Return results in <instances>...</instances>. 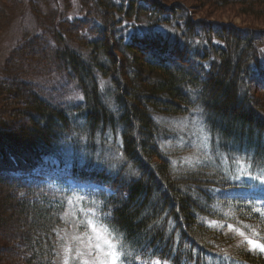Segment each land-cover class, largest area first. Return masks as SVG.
<instances>
[{
  "label": "trees",
  "instance_id": "1",
  "mask_svg": "<svg viewBox=\"0 0 264 264\" xmlns=\"http://www.w3.org/2000/svg\"><path fill=\"white\" fill-rule=\"evenodd\" d=\"M165 1L81 0L78 15L55 17L6 60L0 264H59L75 226L66 218L72 184L91 187L143 260L264 264L263 252L208 221L222 217L218 192L233 181L209 165L176 170L163 145L172 135L164 119L199 107L217 149L264 172V28L194 18V7ZM32 64L70 81L74 98L30 78ZM120 153L139 176L111 167ZM19 219L24 227L12 225Z\"/></svg>",
  "mask_w": 264,
  "mask_h": 264
},
{
  "label": "rangeland",
  "instance_id": "2",
  "mask_svg": "<svg viewBox=\"0 0 264 264\" xmlns=\"http://www.w3.org/2000/svg\"><path fill=\"white\" fill-rule=\"evenodd\" d=\"M210 1L211 0H208V2ZM165 2L172 5L178 3L185 9H192V7H194V9H192V16L194 18H205L206 20L232 23L241 28H264V11L256 12V15H251L250 12L254 11L249 9V5L251 6L252 3H257L259 9L264 10V0H231L229 5L223 7H221L219 3L213 2V7L210 6V9L203 8V5H200L201 3L196 0H166ZM80 11L81 0H0V23L2 24V31L0 33V76L3 75V68L6 60L11 56L12 51L16 49L21 41L35 33L40 31L44 32V30L52 27L55 22V17H73L78 15ZM34 66L35 64H32L24 68L28 71L30 78L37 80V82L42 84L47 90L52 93L55 92L57 96L62 98H74L76 92H72L74 86L70 81L58 74H47L44 70L33 69L32 67ZM2 102H4V100L0 102V105ZM194 115L195 113L192 111L189 114L165 118L163 123L171 130L172 135L163 145L166 151L170 152L172 163L173 161L175 162L173 166L176 170L193 169L203 165H209L214 169L221 170L228 181H233L237 186L236 189L231 190V188L226 187L220 189L218 192L217 208L223 213L222 217L209 218L208 221L209 223L215 221V224L211 223L213 226L225 228V231L237 236L239 243L245 244L249 249H252L247 242H242L244 237L240 236L237 230L243 231L247 237L263 243L261 238L264 237V183L252 179L245 173L250 172L251 176H256L263 171L254 168L252 164L245 159V165L241 167V165L234 163V160L242 158H228L225 154L220 152L214 143V138L206 123L205 117V129L210 132L211 138L206 150L200 148V150L197 151L195 146L200 144V132L199 126L192 123ZM184 120L187 121V127L184 131L173 130L172 125L174 122ZM192 155H196L200 158V162L195 164L194 167L184 162L185 157ZM72 185L75 186L78 192H74L70 197L72 203H68L66 218L74 222L75 226L71 227V229L67 228L64 231V241L62 245L71 244L73 249H75L79 244L72 238L74 236H80L81 233L87 230V226L80 224V221L91 216L90 213H87V209L93 207L91 200L94 199L96 193L93 192L88 185ZM77 195H86L87 199L78 202L76 199ZM81 208L85 210V214L81 213ZM255 208H260V211H254ZM2 216L3 215H1L0 218H2ZM15 218L20 217L14 216V219ZM20 219L13 220L14 224L12 225H19L20 228L24 227ZM229 225L233 227L230 229L228 227ZM253 230H255L258 235H254ZM14 238L18 239V236ZM255 250L262 252L259 249ZM3 251L4 252L0 254V258L7 253L6 248L3 249ZM18 255L19 254H17V256ZM63 255L64 253L61 246L59 264H62ZM72 264H79V262H72Z\"/></svg>",
  "mask_w": 264,
  "mask_h": 264
},
{
  "label": "snow or ice",
  "instance_id": "3",
  "mask_svg": "<svg viewBox=\"0 0 264 264\" xmlns=\"http://www.w3.org/2000/svg\"><path fill=\"white\" fill-rule=\"evenodd\" d=\"M71 19V17H69ZM103 85V82H101ZM73 97H69L72 99ZM75 98L83 99L82 96L77 95ZM195 115L192 118V123L199 126L200 132V144L196 145L197 151L200 148L207 149L208 142L211 138L210 132L206 131L204 125V116L203 109L195 108L192 110ZM173 130L184 131L187 127V121H177L174 122ZM163 145L161 148L163 149ZM113 159L116 163L112 164L111 167L117 169V174L119 171L124 169V165L127 164V169L124 171L125 177H137L139 172L136 171L133 166L127 161L122 153L117 154ZM189 166H195V164L200 162V158L196 155H192L184 158ZM234 163L245 165L244 159L234 160ZM173 164L175 162L173 161ZM249 175L252 179H256L264 183V172L259 173L256 176H251V173H245ZM98 192L99 189H96ZM23 195V194H22ZM77 201H83L87 199L86 195H77ZM68 203L71 204L72 200L69 199ZM93 207L87 209V213H90L91 216L85 220H81L80 224L86 225L87 230L84 233H81L80 236H74L72 239L77 241L79 246L73 249L71 244L62 245L63 249V261L62 264H72V262L78 261L79 264H169L167 259H161L157 256L155 259L143 260L142 255L135 252L131 248L129 243L126 240L124 233L120 229L112 224V214L111 210L103 211V208L106 206L103 200H91ZM82 214H85L83 208L80 209ZM254 211H260V208H255ZM215 224V221L211 222ZM79 226V225H78ZM230 229L232 225L228 226ZM238 231V234L244 237L242 242H247L252 249H259L264 252V243H261L258 240L251 239L245 235L243 231ZM254 235L258 233L253 230Z\"/></svg>",
  "mask_w": 264,
  "mask_h": 264
}]
</instances>
